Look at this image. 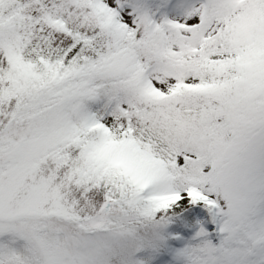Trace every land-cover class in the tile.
Here are the masks:
<instances>
[{
	"label": "snow or ice",
	"instance_id": "1",
	"mask_svg": "<svg viewBox=\"0 0 264 264\" xmlns=\"http://www.w3.org/2000/svg\"><path fill=\"white\" fill-rule=\"evenodd\" d=\"M0 264H264V0H0Z\"/></svg>",
	"mask_w": 264,
	"mask_h": 264
}]
</instances>
